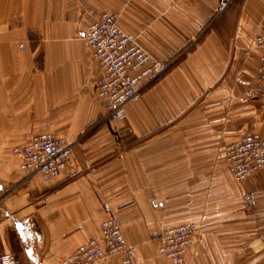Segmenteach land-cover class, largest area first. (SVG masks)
Here are the masks:
<instances>
[{
	"label": "crops",
	"instance_id": "obj_1",
	"mask_svg": "<svg viewBox=\"0 0 264 264\" xmlns=\"http://www.w3.org/2000/svg\"><path fill=\"white\" fill-rule=\"evenodd\" d=\"M216 4L0 0V254L12 252L15 264H61L97 235L103 201L126 242L136 245L146 243L149 228L185 223L179 222L186 211L204 212L216 185L224 214L253 190L254 213L264 215V168L236 181L223 156L226 144L264 133L254 41L264 30V0H230L221 13ZM93 12L115 14L152 56L174 61L126 105V118L117 122L125 123L128 140L117 155H109L116 147L111 130L97 124L103 109L94 94L96 66L82 38ZM88 126L93 132L86 135ZM39 132L72 143L70 165L49 180L21 172L11 152ZM260 218L250 232L264 227ZM222 229V264H242L243 224L224 215ZM198 235L183 264L204 259Z\"/></svg>",
	"mask_w": 264,
	"mask_h": 264
},
{
	"label": "built area",
	"instance_id": "obj_2",
	"mask_svg": "<svg viewBox=\"0 0 264 264\" xmlns=\"http://www.w3.org/2000/svg\"><path fill=\"white\" fill-rule=\"evenodd\" d=\"M230 0H217L216 11L221 13ZM91 22L82 38L96 66L94 94L100 102L105 118L123 120L125 105L137 100L146 84L167 69V60L153 57L135 40V36L118 25L117 16L109 12L91 13ZM260 55L259 75L264 79V32L256 36ZM225 149L230 170L237 181L247 178L253 170L264 167V134L248 133ZM230 147L235 148L233 151ZM18 159L20 171H34L42 179L57 176L70 162L71 147L65 138L49 132H39L23 137V142L11 148ZM254 205V194L247 192L244 207ZM106 214L98 225V233L78 244L61 264H96L120 255V264H136L135 247L128 244L112 215L108 204H103ZM196 227L191 222L181 223L162 230H150L158 251L169 264H182ZM12 252L0 254V264H15Z\"/></svg>",
	"mask_w": 264,
	"mask_h": 264
},
{
	"label": "rangeland",
	"instance_id": "obj_3",
	"mask_svg": "<svg viewBox=\"0 0 264 264\" xmlns=\"http://www.w3.org/2000/svg\"><path fill=\"white\" fill-rule=\"evenodd\" d=\"M173 62L174 61L172 59L167 60V69H169V67L173 65ZM159 76L151 80V82L146 84L145 87L156 81ZM127 104L128 102L126 103V105ZM101 118H102L101 122H98L97 124L98 125L105 124L111 130L112 137L110 138L114 140V142H116L115 151L110 153L109 155L111 154L117 155L116 153L118 151L123 152L125 150V144L123 142H127L128 140L126 131H124L125 128L123 129L122 127V125H124L125 123L117 122V121H108L109 119L103 116V112ZM92 124L90 126H92ZM91 132H93V128H89L88 126L86 135H89ZM213 192H214V196L209 197L208 207L204 212L186 211V213H184L181 217L182 220H180L179 222V223L193 222L194 224H196V227L198 229V230L196 229V232L199 234L197 238L198 241H196L197 242L196 244H198L197 252L205 253L203 260H198V261L191 260L190 262H188V264H222V245H223V237H224L222 222L224 215L227 218L230 216L232 225L236 224L237 226L239 223L243 224L242 231L244 230L246 234L248 245L245 256L246 259L243 261L242 264H264V227L260 228L259 230L253 228L254 232L253 231L250 232L253 225L259 221L258 220L259 217H261L260 220L264 222V215L260 213L258 214L254 213V210H256L255 205H253L250 208L244 207L243 197L241 198V201H239V204L237 203V205L236 204L232 205V212L230 214H224L222 212L223 206H222L221 190L217 187V185ZM103 203L104 201L100 204L101 208H103L102 207ZM102 214H103L102 217L104 218L106 214L104 212H102ZM253 217L255 218V221L251 219ZM245 226H247V228ZM152 229L153 228H149L147 230L148 237L145 244L143 245L131 244L135 247V251L138 257V262L136 264H140L141 262L144 261L145 264H168L157 252L156 239L150 234V230ZM155 229H160V228H155ZM254 233L255 235H257V238L255 237V241L252 240L254 237ZM142 256L144 261L141 260ZM155 256H158L159 259L162 258L163 260L161 259V262L160 261L158 262ZM109 259L110 258L103 260L102 264H109L108 263ZM234 263L235 262L232 261L231 264ZM236 264L238 263L236 262Z\"/></svg>",
	"mask_w": 264,
	"mask_h": 264
},
{
	"label": "bare ground",
	"instance_id": "obj_4",
	"mask_svg": "<svg viewBox=\"0 0 264 264\" xmlns=\"http://www.w3.org/2000/svg\"><path fill=\"white\" fill-rule=\"evenodd\" d=\"M216 7H217V5H216ZM91 22V21H90ZM89 25V24H88ZM87 28V27H86ZM123 29V28H122ZM86 30V29H85ZM263 32H264V30H263ZM262 33V32H261ZM259 35V34H258ZM257 35V36H258ZM256 38V37H255ZM135 40H136V38H135ZM255 41V46H256V48H257V51H258V64H257V67H256V72H255V77H256V79L257 80H259V81H262V82H264V79H262L261 77H260V75H259V67H260V55L262 54V49L260 48H258V46H257V43H256V39L254 40ZM136 42H137V40H136ZM138 43V42H137ZM142 47V46H141ZM143 48V47H142ZM144 49V48H143ZM154 57V56H153ZM160 60H162V59H160ZM165 61V60H164ZM142 93V92H141ZM140 97H141V95H140ZM139 97V98H140ZM138 98V99H139ZM137 99V100H138ZM137 100H135V101H137ZM130 102H134V101H130ZM125 113H126V108H125ZM126 118V117H125ZM107 119H109V118H107ZM109 120H113L114 121V119H109ZM124 120V119H123ZM116 121H122V120H116ZM49 133H51V132H49ZM249 133H252V134H257V135H263L264 133H257V132H249ZM246 134H248V133H246ZM246 134H244L243 136H245ZM243 136H241L240 138H238V139H236V140H234V141H232V142H230V143H228V144H226L225 145V147H224V149H223V156H224V159H225V162H226V164H227V168H228V170H229V172H230V174H231V176L235 179V177H234V175H233V173L231 172V170H230V162H229V160H228V158H227V156H226V154H225V149L226 148H228L230 145H233L234 143L233 142H235V141H237V140H239V139H241ZM60 137H62V136H60ZM64 138V137H63ZM66 140V139H65ZM69 144H70V147H71V154H72V143L71 142H69L68 140H66ZM233 151H235V148H233V147H230ZM71 154H70V162H71ZM70 162H69V164L67 165V167L66 168H68V166L70 165ZM65 168V169H66ZM264 167H262V168H259V169H255V170H253L252 172H251V174L250 175H253L255 172H257L258 170H260V169H263ZM18 169H19V166H18ZM20 170V169H19ZM22 172V171H21ZM23 173H25V174H27V175H30V176H32V175H37V176H39L40 177V175H38V174H36L34 171H28V172H23ZM60 174H58L57 176H59ZM249 175V176H250ZM57 176H55V177H57ZM248 176V177H249ZM55 177H52V178H55ZM247 177V178H248ZM41 178V177H40ZM52 178H49V179H52ZM42 179V178H41ZM49 179H45V180H49ZM246 179V178H245ZM245 179H243V180H245ZM44 180V179H43ZM236 180V179H235ZM243 180H240V181H243ZM237 181V180H236ZM249 191H252L253 192V194H254V205H255V201H256V196H255V193H254V191L253 190H248L247 192H249ZM247 192H245L244 193V195H243V204H244V198H245V195L247 194ZM103 204H107L106 202H104ZM252 207V206H251ZM250 208V207H249ZM102 209V208H101ZM112 212V211H111ZM112 215L114 216V214L112 213ZM115 217V216H114ZM104 218H102L101 220H100V222L103 220ZM115 219H116V217H115ZM117 220V219H116ZM99 222V223H100ZM117 222H118V220H117ZM186 223V222H185ZM191 223H193V222H191ZM118 224H119V222H118ZM194 224V223H193ZM99 225V224H98ZM195 225V227H196V224H194ZM175 226V225H174ZM119 227H120V225H119ZM168 228V227H167ZM165 229V228H164ZM120 230H121V227H120ZM154 230V229H153ZM160 230H162V229H160ZM157 231H159V230H157ZM121 232H122V230H121ZM195 232H196V230H195ZM97 233H98V227H97ZM122 235H123V233H122ZM194 235H195V233H194ZM194 235H193V238H194ZM123 237H124V235H123ZM91 238H93V237H91ZM193 238H192V241H193ZM90 239V238H89ZM88 239V240H89ZM125 239V238H124ZM88 240H86V241H88ZM86 241H84V242H86ZM126 241V240H125ZM84 242H82V243H84ZM129 244V243H128ZM157 252L169 263V261L167 260V258H166V256L164 255H162L159 251H158V246H157ZM72 253V252H71ZM68 256V255H67Z\"/></svg>",
	"mask_w": 264,
	"mask_h": 264
}]
</instances>
